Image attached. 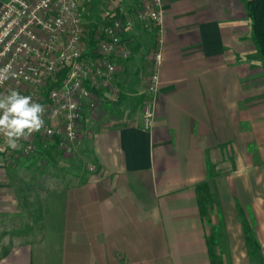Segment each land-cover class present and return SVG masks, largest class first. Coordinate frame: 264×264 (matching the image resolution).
Returning a JSON list of instances; mask_svg holds the SVG:
<instances>
[{"label": "crops", "instance_id": "1", "mask_svg": "<svg viewBox=\"0 0 264 264\" xmlns=\"http://www.w3.org/2000/svg\"><path fill=\"white\" fill-rule=\"evenodd\" d=\"M245 2L164 0L148 129L155 30L133 19L123 30L131 54L117 65L120 92L102 93L80 122L86 166L47 185L36 238L0 250V264H257L238 207L264 259V67ZM137 5L117 0L102 19L133 18ZM17 159L26 160L0 156L1 179Z\"/></svg>", "mask_w": 264, "mask_h": 264}, {"label": "built area", "instance_id": "2", "mask_svg": "<svg viewBox=\"0 0 264 264\" xmlns=\"http://www.w3.org/2000/svg\"><path fill=\"white\" fill-rule=\"evenodd\" d=\"M133 18L111 15L95 21L88 44L79 0H4L0 4V69L10 78L0 84L30 95L46 108L44 127L16 149L0 137V156L31 157L55 140L75 142L85 111L100 104L101 94L117 95V65L130 57L123 30L133 19L155 30L151 71L142 107V124L151 128L162 62L164 0H137Z\"/></svg>", "mask_w": 264, "mask_h": 264}, {"label": "rangeland", "instance_id": "3", "mask_svg": "<svg viewBox=\"0 0 264 264\" xmlns=\"http://www.w3.org/2000/svg\"><path fill=\"white\" fill-rule=\"evenodd\" d=\"M116 2L117 0H113L109 4L110 2L103 0L102 4L98 2L95 9H92L89 1L82 0L80 5L82 4L86 27L85 41L91 40L92 36L88 31L93 30L92 20H102L107 9L112 7L110 5ZM77 141L78 137L72 143L55 140L49 147V157L42 153L34 155L35 158L25 157L23 162L17 159L20 162L9 167L5 178L0 177V250L7 245L36 238L44 209L43 193L47 185L58 183L61 178L69 179L75 170H80L82 165L86 166ZM18 164L22 167H17Z\"/></svg>", "mask_w": 264, "mask_h": 264}, {"label": "clouds", "instance_id": "4", "mask_svg": "<svg viewBox=\"0 0 264 264\" xmlns=\"http://www.w3.org/2000/svg\"><path fill=\"white\" fill-rule=\"evenodd\" d=\"M9 68L0 69V84L10 78ZM46 108L32 96L21 94L9 88L0 94V137L7 148L16 149L21 139L27 140L34 132L40 131L45 124Z\"/></svg>", "mask_w": 264, "mask_h": 264}, {"label": "trees", "instance_id": "5", "mask_svg": "<svg viewBox=\"0 0 264 264\" xmlns=\"http://www.w3.org/2000/svg\"><path fill=\"white\" fill-rule=\"evenodd\" d=\"M245 4L246 13L250 23V35L257 47L259 58L264 67V0H246ZM238 214L242 219L244 237L249 245L250 257L255 260L257 264H264V259L260 254V245L250 224L245 219L239 207ZM212 232L213 243H216L218 242V237L214 230H212Z\"/></svg>", "mask_w": 264, "mask_h": 264}]
</instances>
